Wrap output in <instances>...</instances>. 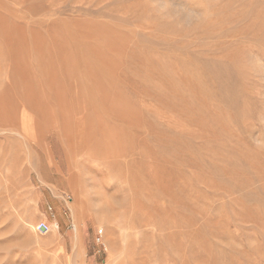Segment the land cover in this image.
<instances>
[{
	"label": "rangeland",
	"instance_id": "rangeland-1",
	"mask_svg": "<svg viewBox=\"0 0 264 264\" xmlns=\"http://www.w3.org/2000/svg\"><path fill=\"white\" fill-rule=\"evenodd\" d=\"M0 264H264V0H0Z\"/></svg>",
	"mask_w": 264,
	"mask_h": 264
},
{
	"label": "bare ground",
	"instance_id": "bare-ground-1",
	"mask_svg": "<svg viewBox=\"0 0 264 264\" xmlns=\"http://www.w3.org/2000/svg\"><path fill=\"white\" fill-rule=\"evenodd\" d=\"M12 30H13V29H12ZM16 31H17V29H16ZM12 32H13V31H12ZM13 33H14V32H13ZM14 34H15V33H14ZM18 34H19V33H18ZM16 35H17V32H16ZM16 35H15V36H16ZM10 36H11V35H10ZM6 37H7V36H6ZM14 38H15V37H14ZM18 61H20V60H18ZM21 61H22V60H21ZM22 64H23V63H21V65H22ZM24 67H26V66L24 65ZM15 68H16V67H15ZM22 68H23V67H22ZM22 68H21V69H16V70H21V71H23V70L26 71V70H27V69H23V70H22ZM21 71H20V72H21ZM24 71H23V72H24ZM16 72H18V71H16ZM27 72H29V71L27 70ZM21 73H22V72H21ZM21 73H17V74H20V75H21ZM29 73H30V72H29ZM23 74H24V73H23ZM27 75H29V74H27ZM27 75H26V76H27ZM30 76H31V75H30ZM30 76H29V77H30ZM33 77H34V75H33ZM17 78H19L18 75H17ZM31 78H32V77H31ZM31 78H30V79H31ZM20 79H21V78H20ZM23 79H24V77H23ZM25 79H26V78H25ZM31 80H32V79H31ZM31 80H30V81H31ZM21 83H22V82H21ZM23 83H24V82H23ZM27 83H29V82H27ZM17 84L19 85V83H17ZM29 85H30V84H29ZM29 85H25V86H26V87H27V86L29 87ZM21 86H22V84H21ZM21 86H19V87H21ZM29 88H30V87H29ZM20 90H22V88H20ZM33 90H34V89H33ZM26 91L28 92V91H30V90L28 89V90H26ZM34 92H35V91H34ZM25 93H26V92H25ZM25 93H23V94L25 95ZM29 94L31 95L32 93H29ZM26 95H28V94H26ZM30 95H29V99H30ZM24 97H25V96H24ZM25 98H26V97H25ZM31 99H32V96H31ZM31 102H32V101H31ZM20 107H21V106H19V108H20Z\"/></svg>",
	"mask_w": 264,
	"mask_h": 264
},
{
	"label": "water",
	"instance_id": "water-1",
	"mask_svg": "<svg viewBox=\"0 0 264 264\" xmlns=\"http://www.w3.org/2000/svg\"><path fill=\"white\" fill-rule=\"evenodd\" d=\"M39 228H40L41 230H45V229H46V226H45L44 224H41V225L39 226Z\"/></svg>",
	"mask_w": 264,
	"mask_h": 264
},
{
	"label": "built area",
	"instance_id": "built-area-1",
	"mask_svg": "<svg viewBox=\"0 0 264 264\" xmlns=\"http://www.w3.org/2000/svg\"><path fill=\"white\" fill-rule=\"evenodd\" d=\"M102 230L99 231V233H101ZM97 239H100V237L98 236Z\"/></svg>",
	"mask_w": 264,
	"mask_h": 264
}]
</instances>
